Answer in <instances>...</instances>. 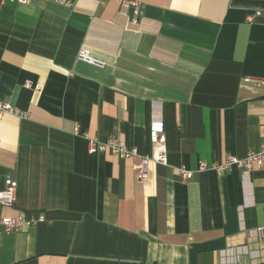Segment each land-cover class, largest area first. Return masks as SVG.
Listing matches in <instances>:
<instances>
[{"label":"crops","instance_id":"crops-1","mask_svg":"<svg viewBox=\"0 0 264 264\" xmlns=\"http://www.w3.org/2000/svg\"><path fill=\"white\" fill-rule=\"evenodd\" d=\"M70 1L0 0V102L27 113L0 120V215L44 218L0 231V264H264V166L211 170L264 139V0ZM155 130L168 165L145 180L89 153L116 136L151 157Z\"/></svg>","mask_w":264,"mask_h":264},{"label":"built area","instance_id":"built-area-1","mask_svg":"<svg viewBox=\"0 0 264 264\" xmlns=\"http://www.w3.org/2000/svg\"><path fill=\"white\" fill-rule=\"evenodd\" d=\"M8 1H16L20 4H27L30 0H1V4H5ZM57 3L64 6H72L70 0H55ZM100 5H105L111 0H97ZM119 3L138 8L139 3L136 0H116ZM252 20V19H251ZM77 59L79 61L85 62L87 64L96 66L98 68H105L106 63L97 60L92 57L91 53L86 49H81L78 52ZM27 87H32V84L28 82ZM258 86L264 87V77L258 80ZM7 114L14 116H27L26 112L14 108L10 104L0 102V120ZM79 128L76 129V134H79ZM155 141L158 144V148L153 156H140L137 148H131L127 144L116 136H111L107 141H100L98 139L89 140V153L90 154H100L110 152L120 158H141V166L137 173L138 180H145L149 176V163L151 161L159 163L161 165H168L167 149L163 143V139L157 136V130H155ZM264 166V139L261 144L259 152H250L245 158L230 157L227 161L221 165L212 166L211 170H214L219 175H223L225 172L233 167L242 168L246 174H250L256 167ZM208 165L201 163L199 170H207ZM179 173L184 180H190L193 178V171L187 169L186 167L179 168ZM18 184L12 180L6 181V188L0 191V205L6 208L13 207L16 202V192ZM44 221L43 217L34 218L27 217L24 214L18 216H4L0 215V231L6 234L18 233L24 230L26 227H32L39 222ZM257 237L260 241L264 242V224L257 228Z\"/></svg>","mask_w":264,"mask_h":264}]
</instances>
